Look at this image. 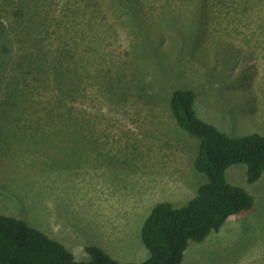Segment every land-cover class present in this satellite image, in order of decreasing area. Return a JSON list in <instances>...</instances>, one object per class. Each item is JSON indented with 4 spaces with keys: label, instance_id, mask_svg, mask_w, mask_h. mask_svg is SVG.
<instances>
[{
    "label": "rangeland",
    "instance_id": "374dc122",
    "mask_svg": "<svg viewBox=\"0 0 264 264\" xmlns=\"http://www.w3.org/2000/svg\"><path fill=\"white\" fill-rule=\"evenodd\" d=\"M198 1L132 0L128 10L114 0H46L51 21L38 28L46 36L37 56L59 58L65 101L46 110L60 93L42 70L6 71L17 95L11 116L0 117V142L10 144L0 145V213L59 240L77 260L96 245L138 262L149 255L140 229L152 206H180L208 179L194 168L199 140L170 112L172 92L193 91L197 116L230 136L264 135V0ZM12 8L0 6L1 17ZM133 20L160 36L153 49L132 38ZM34 49L16 38L12 62ZM225 176L252 195V207L190 240L181 264H264V171L248 183L239 163Z\"/></svg>",
    "mask_w": 264,
    "mask_h": 264
},
{
    "label": "trees",
    "instance_id": "16d2710c",
    "mask_svg": "<svg viewBox=\"0 0 264 264\" xmlns=\"http://www.w3.org/2000/svg\"><path fill=\"white\" fill-rule=\"evenodd\" d=\"M114 1H117L118 5H125L128 10L136 7L132 0ZM25 2L28 3V8ZM46 4V0H0V6L14 8L10 17H1L3 12H0V101H5L10 106L0 110L1 120H4L7 114L11 116L14 108L10 100L17 95L16 91L10 88L11 80L17 82L15 75L8 76L6 71H14L18 66L26 65L27 73L38 72L37 75H40L42 70L44 81L47 84L53 82L58 88L60 96L50 102L46 110L53 108L54 112L60 111L59 105L65 101L61 96H65L66 92L63 91H67L62 87L66 75L61 70L59 58L37 56V53L45 54L41 43L46 36V29L38 28L47 23V17L50 18L45 15L49 8L43 11ZM196 5L201 6L198 0ZM199 14L200 12H197L196 16ZM3 18H14L15 23L6 28L2 23ZM50 21L51 19L48 23ZM58 26L56 29L62 28ZM133 26L135 32L132 31V38L143 44L140 45L143 48L153 49L157 41L160 42V36H148L146 28L140 22L133 20ZM63 27L70 32V27ZM90 29L95 33V24L91 25ZM16 38L21 44L27 41L29 50L35 49L34 52L29 51L28 55H21L20 59L12 62L11 43ZM80 56L84 58L83 55ZM118 72L117 76L123 75L121 69H118ZM41 76L38 78L43 84ZM59 76L62 79L58 78ZM137 79L135 87L139 83L144 84L143 78ZM121 80L123 79L120 76L119 81ZM194 99V93L190 89L174 90L169 100V108L178 126L199 140L194 168L200 173H205L208 179L198 186L192 198L180 206H175L169 200H161L152 206L140 229L141 240L149 254L147 258L138 262H119L100 247L87 245L85 251L88 258L77 260L72 251L59 240L50 238L42 230L30 226L20 218L0 213V264H181L190 240H203L211 231H218L229 216L250 209L253 204L252 195L243 187L230 184L226 180L225 172L230 165L242 163L246 165V181L255 182L264 171V135H228L197 116ZM29 118L21 117L16 120ZM0 145L10 148L8 143L0 142Z\"/></svg>",
    "mask_w": 264,
    "mask_h": 264
},
{
    "label": "crops",
    "instance_id": "0c3cea01",
    "mask_svg": "<svg viewBox=\"0 0 264 264\" xmlns=\"http://www.w3.org/2000/svg\"><path fill=\"white\" fill-rule=\"evenodd\" d=\"M183 258H184V254H183ZM183 258H182V259H183ZM140 261H142V260H140ZM181 263H182V261H181Z\"/></svg>",
    "mask_w": 264,
    "mask_h": 264
},
{
    "label": "clouds",
    "instance_id": "9594fccd",
    "mask_svg": "<svg viewBox=\"0 0 264 264\" xmlns=\"http://www.w3.org/2000/svg\"><path fill=\"white\" fill-rule=\"evenodd\" d=\"M189 243V242H188ZM188 246V245H187ZM186 250V249H185ZM185 252V251H184Z\"/></svg>",
    "mask_w": 264,
    "mask_h": 264
}]
</instances>
